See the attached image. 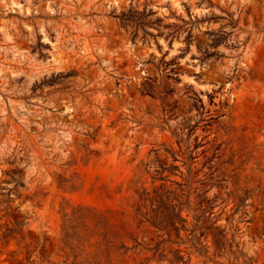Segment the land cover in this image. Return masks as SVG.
<instances>
[{
    "label": "rangeland",
    "instance_id": "1",
    "mask_svg": "<svg viewBox=\"0 0 264 264\" xmlns=\"http://www.w3.org/2000/svg\"><path fill=\"white\" fill-rule=\"evenodd\" d=\"M0 264H264V0H0Z\"/></svg>",
    "mask_w": 264,
    "mask_h": 264
},
{
    "label": "trees",
    "instance_id": "2",
    "mask_svg": "<svg viewBox=\"0 0 264 264\" xmlns=\"http://www.w3.org/2000/svg\"><path fill=\"white\" fill-rule=\"evenodd\" d=\"M227 240L228 239L226 237V233H223V231L220 232V234H217V235L214 236L215 247L220 250L221 248L224 247V245L226 244Z\"/></svg>",
    "mask_w": 264,
    "mask_h": 264
}]
</instances>
